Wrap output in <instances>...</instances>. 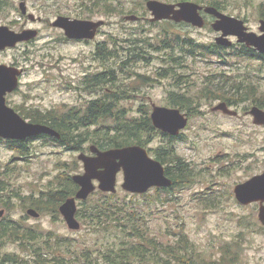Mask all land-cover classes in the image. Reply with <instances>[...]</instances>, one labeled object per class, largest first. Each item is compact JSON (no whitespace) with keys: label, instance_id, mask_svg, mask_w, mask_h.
I'll return each mask as SVG.
<instances>
[{"label":"rangeland","instance_id":"374dc122","mask_svg":"<svg viewBox=\"0 0 264 264\" xmlns=\"http://www.w3.org/2000/svg\"><path fill=\"white\" fill-rule=\"evenodd\" d=\"M219 1L227 7L223 13L244 20L251 30L258 31L259 20L264 18V0ZM144 2L107 0V5H103V0H27L29 13L39 19L32 23L20 15L18 0H3L0 25L13 31H38L36 39L0 52V64L25 69L18 89L6 95V104L25 121L42 124L37 120L53 109H85L89 101L101 94L94 93L85 76L107 69L114 70L115 81L106 85V91L122 92L119 109L124 117H140L145 109L150 115L153 104L168 107L167 103H175L176 98L190 104L192 112L180 108L188 116L181 140L170 141L162 133H152L144 147L154 159L159 149L174 153L172 158L180 159L190 173L185 184L173 190V203L160 206L158 211L153 209L150 231L163 243L174 241L182 233L192 243V249L211 263L264 264V231L255 223L257 206L238 204L232 193L236 184L264 171V126L254 125L249 115L256 106L254 101L264 98L253 93V89L264 92V62L242 57L235 49L203 56L183 55L177 46L158 50L166 34L173 39L177 35L180 41L189 38L194 44L214 45L219 33L212 30L213 19L209 16L205 17L208 25L202 29L186 24L167 25L164 21L151 23ZM105 6L110 10L105 11ZM129 14L140 19L125 21ZM58 15L104 20L106 25L91 41L65 43L59 31L49 25ZM230 40L235 43V39ZM98 45L113 55L104 65L96 55ZM133 45L139 47V57L135 59L127 56V49ZM140 54L145 61L138 60ZM172 58L180 60L174 63ZM233 84L240 90L236 89L237 97L229 106L237 116L211 112L223 102L217 98L221 91H228ZM90 145L87 142L82 150L73 151L48 140L34 139L28 143L25 156H21L0 141V176L5 185L0 192V220L21 221L54 237L76 241L83 237L87 245L95 241L99 246L105 244L110 237L102 241L101 235L90 233V225L79 219L80 230L70 231L58 210L38 211L37 219L26 215L28 209H35L30 204L56 185L60 174L83 173L77 158L81 153L90 154ZM172 165L174 169L175 164ZM122 179L119 174L116 188L120 196L125 193ZM154 194L152 190L151 195ZM2 251L9 254L18 248L8 244ZM56 252L59 249L53 251Z\"/></svg>","mask_w":264,"mask_h":264},{"label":"trees","instance_id":"16d2710c","mask_svg":"<svg viewBox=\"0 0 264 264\" xmlns=\"http://www.w3.org/2000/svg\"><path fill=\"white\" fill-rule=\"evenodd\" d=\"M219 11L227 10L219 0H207ZM3 0H0V10ZM164 24L170 25L169 22ZM167 33V31H165ZM174 44H171V41ZM180 47L181 53L186 56L214 55L215 45L194 44L191 39L180 41L168 34L162 39L158 50L175 49ZM136 45L127 49V56L133 59L138 58ZM242 57L249 56L245 51L241 52ZM97 57L104 65L109 57L113 55L104 46L98 45ZM142 54H140L141 56ZM141 61H145L141 56ZM174 63L180 59L172 58ZM264 62V59H261ZM166 72V70H164ZM87 82L93 87L94 93L101 94L88 102L85 109L81 111L57 112L55 109L48 111V116L43 115L38 123L45 124L58 131L60 140L47 136H39L42 140H48L69 150H82L87 142L92 143L100 150L119 148L129 145L145 147L152 138V133H160L151 123L148 110L145 109L140 117H124L119 109V101L123 99L121 91L113 90L108 93L106 85L113 84L115 74L113 69H107L85 76ZM223 86V85H221ZM236 89L239 86L231 85L228 91H221V98L227 105H232V100L237 97ZM253 93L262 97L259 89H253ZM177 97V96H176ZM230 97V98H229ZM235 97V98H236ZM167 103L168 107H186L185 111L194 110L190 104L184 103L176 98ZM254 105L264 109V98L256 99ZM182 111V110H181ZM33 139L25 141L3 140L8 148L15 153L25 156L28 151V143ZM0 141H2L0 139ZM156 160L162 165L174 163V169L165 166V175L170 177L174 184L172 188L153 189L155 194L151 195L149 190L142 195L122 193H102L95 191L87 200L78 203L76 218L82 224L90 225L89 232L98 234L105 241L106 236L110 237L105 244L98 245V241L87 245L81 237L77 241L66 237L52 236L50 232L44 233L38 229L29 227L21 221L0 220V264H216L206 261L201 254L196 253L186 236L179 233L174 241L169 243L161 242L158 237L150 231V216L154 210L174 201L172 192L174 188L185 184L190 173L184 168L180 159H169L174 153H165L162 149L156 150ZM3 179L0 177V192L5 188ZM78 187L71 180V175L60 174L57 177L56 185H52L41 193L42 197L31 203L30 206L41 213L47 210L57 213L58 207L66 199L73 197ZM164 194V195H163ZM10 196L6 197L9 198ZM15 197V196H14ZM155 207H157L155 209ZM174 234V233H173ZM13 244L18 251L5 253L3 247ZM59 249V252L53 253ZM230 263V260H229Z\"/></svg>","mask_w":264,"mask_h":264},{"label":"water","instance_id":"95a60500","mask_svg":"<svg viewBox=\"0 0 264 264\" xmlns=\"http://www.w3.org/2000/svg\"><path fill=\"white\" fill-rule=\"evenodd\" d=\"M19 9L26 14L25 0H19ZM146 10L150 13L151 23L172 21L175 24L185 23L194 28L202 29L205 21L200 11L215 18L211 24L214 32L220 33L215 38V43L222 47H231L230 37L237 38L238 43L247 47H254L264 54V21H261L260 36L248 32L243 20L229 16L214 7H201L192 2L165 4L155 0L146 2ZM28 19L35 20L33 14H28ZM126 21L135 22L136 16H126ZM103 25L99 22H85L57 18L54 27L62 28L69 39L93 40L97 29ZM38 36L37 30L24 29L21 32L10 30L7 26L0 25V52L7 48H14L18 44L30 42ZM23 68L0 64V139L11 141H25L41 135L61 139V135L44 124H34L22 119L14 109L6 104V95L13 93L19 85V78ZM150 120L152 126L164 134L177 136L184 130L188 119L179 109L152 105ZM211 112H221L228 116H237V112L220 102ZM249 115L256 126H264V110L253 106ZM90 155L81 153L78 160L83 165L82 174H74L71 180L78 187L73 197L66 199L58 207L66 227L70 231H79L80 223L76 219L77 203L85 201L96 190L102 193L115 194L117 192V176L122 174L121 189L130 194H145L152 188H168L172 181L165 175L164 166L150 157L148 151L139 145H129L119 148L100 150L95 145L89 147ZM234 193L238 201L247 204L253 201L264 202V171L251 178L244 184L238 185ZM28 216L38 218L39 213L34 209L26 211ZM1 214V213H0ZM259 221L264 226V207L259 211Z\"/></svg>","mask_w":264,"mask_h":264},{"label":"flooded vegetation","instance_id":"af4514ba","mask_svg":"<svg viewBox=\"0 0 264 264\" xmlns=\"http://www.w3.org/2000/svg\"><path fill=\"white\" fill-rule=\"evenodd\" d=\"M44 1H49V0H44ZM128 1H131V2H136V1H141V0H128ZM147 1H149V0H145V2H144V5H146V2ZM155 1H158V0H155ZM18 2H19V0H18ZM106 2H107V0H103V5H107L106 4ZM159 2H161V1H159ZM180 2H192V3H195V4H197L198 6H201V7H214L213 5H211L210 3L211 2H209V1H207V0H196V1H189V0H183V1H178V2H172V3H166V2H162V3H165V4H177V3H180ZM20 3V2H19ZM19 3H18V10H19V13H20V15L22 16V17H26V19L27 20H29L28 19V14H31V13H29V11H28V6H27V0H25V5H26V8H27V10H26V14H22L21 13V11H20V9H19ZM82 6V5H81ZM76 7H77V11H80V5L79 4H77L76 5ZM85 7H87V6H85ZM215 8V7H214ZM104 10L106 11V10H110V8L109 7H106L105 6V8H104ZM220 12H222V11H220ZM223 13V12H222ZM200 14H201V16L204 18V21H205V24H204V27L206 26V25H208V21L206 20V18L205 17H207V16H209L210 18H212L213 19V22H214V20H215V18L214 17H212L211 15H207V14H205L203 11H200ZM126 16H131V14H129V15H126ZM125 16V17H126ZM133 16V15H132ZM135 16V15H134ZM35 17V16H34ZM59 17H61V18H68L69 20H76V21H85V22H99V21H102L103 22V25H100L99 26V28L97 29V32H96V36L98 35V33L100 32V30H101V28L102 27H104L105 25H106V22L104 21V20H97V21H95V20H90V19H82V18H79V17H75V18H71V17H69V16H64V15H58V16H56L54 19H53V21H51L50 23H49V25H50V27H52V28H54L55 30H57V31H59V33H60V39H61V41H63V42H65V43H76V42H88V41H90V40H74V39H69V38H67L66 37V35H65V32H64V30L62 29V28H59V27H54L53 26V23L56 21V19L57 18H59ZM73 17V16H72ZM125 17H124V20H125ZM137 17V16H136ZM140 18L138 17V20H139ZM239 19V18H238ZM137 20V21H138ZM242 20V19H241ZM29 21H31V20H29ZM35 21H39V19H37L36 17H35V20L34 21H31L32 23H34ZM126 21V20H125ZM261 21H264V18H261L260 20H259V27H258V31H253V30H251L247 25H246V23H245V21L243 20V22H244V24H245V26L247 27V31L248 32H253V33H255L256 35H258V36H260L261 34H262V31H260V27H261ZM136 22V21H135ZM164 22H169V23H173V24H175L174 22H172V21H164ZM212 22V23H213ZM211 23V24H212ZM180 24H185V23H180ZM211 24H210V26H211ZM186 25H189V24H186ZM189 26H191V25H189ZM29 29V28H28ZM24 29H22V30H20V31H15V32H21V31H23ZM220 34V33H219ZM96 36L94 37V39L96 38ZM230 38H232V39H235V43H233L232 44V46L230 47V48H223V47H221V46H219V45H217L216 43H214V45H215V47H217V48H215V54L214 55H218L221 51H226L227 49H235L234 51L237 53V54H242L241 52L242 51H245L249 56H251V57H254L255 59H257V60H259V61H262L261 59H264V54H261L260 52H258L254 47H247L245 44H243V43H238L237 42V38H235V37H230ZM212 45V44H211ZM24 70V72H25V69H23ZM228 106V105H227ZM228 107H230V106H228ZM231 108V107H230ZM81 110H83V109H77V110H74V111H76V112H78V111H81ZM219 113H221V112H219ZM186 114V113H185ZM221 114H223V113H221ZM223 115H225V114H223ZM186 116H187V114H186ZM226 116H228V115H226ZM229 117H234V116H229ZM236 117V116H235ZM187 119H188V116H187ZM45 125V124H44ZM51 128V127H50ZM55 130V129H54ZM56 131V130H55ZM58 132V131H57ZM59 133V132H58ZM60 134V133H59ZM164 136H166L170 141H176V140H181L182 139V132H180L177 136H169V135H166V134H163ZM33 140L34 139H41V138H39V137H37V138H32ZM93 145V144H92ZM91 146V145H90ZM89 146V147H90ZM89 147H88V150H89ZM90 152V151H89ZM85 154V153H84ZM86 155H90V154H86ZM170 159H173L172 158V156L170 157ZM169 166H170V168L172 169L173 168V165L172 164H169ZM261 174V173H260ZM260 174H258V175H260ZM258 175H255V176H258ZM1 177V176H0ZM254 176H252L251 178H253ZM168 178L172 181V183H174L173 182V180L168 176ZM251 178H249V179H247L246 181H243V182H240V183H238V184H236L234 187H233V189H232V193H233V197L235 198V200L237 201V203L238 204H240V205H242V206H250V205H253V206H257V221H255V223H256V225H257V227H259L261 230H263L264 231V226L262 225V223L259 221V218H258V215H259V211H260V209L262 208V207H264V202H261L260 200L259 201H253V202H250V203H247V204H242V203H240L239 201H238V199H237V197H236V195H235V193H234V190H235V188L238 186V185H241V184H244V183H246L247 181H249ZM178 188V187H177ZM175 189V188H174ZM173 189V190H174ZM0 216L3 214V211H0ZM26 215H27V213H26ZM39 215H40V213H39ZM28 216V215H27ZM29 217H31V216H29ZM40 217V216H39ZM32 218V217H31ZM36 219V218H35ZM253 225H254V223H253Z\"/></svg>","mask_w":264,"mask_h":264}]
</instances>
